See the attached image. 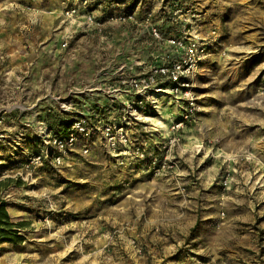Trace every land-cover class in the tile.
Masks as SVG:
<instances>
[{"label": "rangeland", "instance_id": "1", "mask_svg": "<svg viewBox=\"0 0 264 264\" xmlns=\"http://www.w3.org/2000/svg\"><path fill=\"white\" fill-rule=\"evenodd\" d=\"M206 1L210 19L220 17L221 22L217 47L195 82L199 110L179 129L180 141L164 148L178 159L177 166L162 175L151 174L166 178L186 158L203 159L202 164L218 168L216 178L222 179L225 196L235 183L233 174L224 171L225 165L234 169L235 163L237 171H251L250 180L240 182L252 189L246 191L243 204L234 208L236 217L225 224L222 199L214 224L194 227L173 252L154 258L149 247L130 234L127 221L99 228L94 218L112 202L94 193L99 181L92 177L88 206L96 213L89 218L90 228L66 224L72 217L70 209L81 206V197L70 195L64 175L67 158L61 166L43 163L27 168L29 156L44 144L46 123L55 132L62 128L55 119L60 116L66 122L71 117L61 111L62 102L87 100L90 108L99 101L107 103L119 76L139 71L137 63L147 57L146 40L135 37L133 28L118 26L107 27V36L78 29L66 49L60 48L65 31L24 41L0 35V48L7 38L6 45L23 44L32 51L16 68L8 56L0 54V180L22 181L12 183L4 195L8 210L18 215L12 219L28 222L23 243H0V264H264V155L257 147L264 141V0ZM204 98L218 101V108L205 112ZM236 101L258 106L259 113H235ZM182 113L177 103L164 97L158 111L146 118L151 142L165 144L170 126ZM91 115L104 118L107 113ZM188 123L193 124L192 142L185 138ZM103 148L116 165L132 164L116 162ZM219 163L223 164L220 170ZM49 170L56 175L51 181Z\"/></svg>", "mask_w": 264, "mask_h": 264}, {"label": "built area", "instance_id": "2", "mask_svg": "<svg viewBox=\"0 0 264 264\" xmlns=\"http://www.w3.org/2000/svg\"><path fill=\"white\" fill-rule=\"evenodd\" d=\"M203 8V0H72L63 10V22L71 30L65 32L61 49L68 47L78 29L107 36L109 26L131 27L135 37L146 40L147 57L137 63L138 72L119 76L107 103L99 101L90 108L87 100L62 102L61 111L71 117L59 131L45 124L44 144L30 154L27 168L43 163L61 166L79 143L83 153L101 143L120 164L137 162L154 175L174 169L178 159L164 148L180 141L179 129L199 110L195 82L220 35L214 25H206ZM164 97L183 110L170 126L165 144L151 142L145 124ZM91 113L107 115L98 118Z\"/></svg>", "mask_w": 264, "mask_h": 264}, {"label": "crops", "instance_id": "3", "mask_svg": "<svg viewBox=\"0 0 264 264\" xmlns=\"http://www.w3.org/2000/svg\"><path fill=\"white\" fill-rule=\"evenodd\" d=\"M71 3L72 0H0V35L24 41L70 31L71 28L64 24L62 16L64 8ZM204 4L205 2L203 6ZM209 8L210 6H204L203 19L207 26L214 25L219 29L221 18L214 16L211 20ZM9 42L7 38L1 41L0 54L8 56V62L14 63L15 68L22 66L25 55L32 52L28 51L31 48L23 44L6 45ZM210 55L203 61L199 76L205 70ZM203 104L205 112L215 111L219 106L218 101L211 98H204ZM233 105L235 113H259V107L248 101H236ZM188 126L185 137L192 142L193 124L188 123ZM236 130L238 132L237 128ZM257 147L258 152L264 155V141ZM202 163L203 159L186 158V163L174 174L157 178L137 162L125 166L116 165L108 158L101 143L91 144L87 153H83L79 143L67 158L68 166L64 167V175L70 182V195H79L81 206L70 209L72 217L66 224L78 226L81 230L90 228L89 218L96 211L88 206V183L92 177H96L99 185L94 193L112 202L94 218L99 228L106 230L127 221L130 234L149 247V256L155 258L160 253H171L177 248V244L185 241L184 237L194 227L215 223L222 199L226 211L225 224L232 222L236 217L234 208L243 204L246 191L252 189L250 185L240 183L250 180L251 171H237L235 163L234 169L231 165H225L224 171L228 170L233 174L232 180L235 183L224 196L220 184L222 179L216 178L218 168L210 163ZM243 164L244 162L239 165ZM222 167L223 164L219 163V170ZM48 173L50 181L51 178H56L51 170ZM78 181L81 182L80 186L76 184ZM8 212L12 218L18 217L15 215L17 213ZM147 251L149 252L148 249Z\"/></svg>", "mask_w": 264, "mask_h": 264}, {"label": "trees", "instance_id": "4", "mask_svg": "<svg viewBox=\"0 0 264 264\" xmlns=\"http://www.w3.org/2000/svg\"><path fill=\"white\" fill-rule=\"evenodd\" d=\"M54 122L57 126L64 125V121L60 116L58 117V120L55 119ZM66 124L67 123H65V125ZM12 183L20 185L22 184V181L19 179L14 181L13 178L0 180V243L10 242L13 244H21L26 240L25 230L28 226V222L14 221L8 212V202L5 199L4 191Z\"/></svg>", "mask_w": 264, "mask_h": 264}, {"label": "bare ground", "instance_id": "5", "mask_svg": "<svg viewBox=\"0 0 264 264\" xmlns=\"http://www.w3.org/2000/svg\"><path fill=\"white\" fill-rule=\"evenodd\" d=\"M166 99H167V98H166ZM165 102H166V101H165ZM168 104H169V103H168ZM168 104H167V105H168ZM173 113H174V112H173ZM177 114H178V113H177ZM175 115H176V114H175ZM186 126H188V125H186ZM188 127H189V126H188ZM185 129H186V128H185ZM186 133H187V132H186ZM185 138H186V137H185Z\"/></svg>", "mask_w": 264, "mask_h": 264}]
</instances>
